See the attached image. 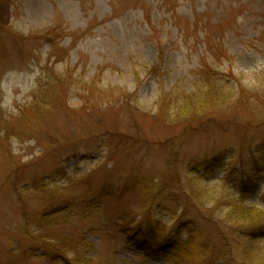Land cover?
<instances>
[{
	"label": "rangeland",
	"instance_id": "1",
	"mask_svg": "<svg viewBox=\"0 0 264 264\" xmlns=\"http://www.w3.org/2000/svg\"><path fill=\"white\" fill-rule=\"evenodd\" d=\"M155 26L165 58L151 78ZM53 29L49 42L39 39ZM222 49L227 60L209 63L236 89L227 106L203 126L158 123L160 98L205 91L198 56ZM40 81L49 108L29 110ZM231 149L227 174L196 181L207 203L191 208L175 196L196 225L191 252L176 263L254 264L264 255V238L248 256L224 241L232 221L222 219L238 197L232 174L255 163L262 176L243 205L264 212L261 0H0V264H170L126 247L121 229L146 210L179 225L168 204L156 206L167 197L160 186L185 183L190 162Z\"/></svg>",
	"mask_w": 264,
	"mask_h": 264
},
{
	"label": "trees",
	"instance_id": "2",
	"mask_svg": "<svg viewBox=\"0 0 264 264\" xmlns=\"http://www.w3.org/2000/svg\"><path fill=\"white\" fill-rule=\"evenodd\" d=\"M261 1L264 5V0ZM157 33V29L156 31H151L150 33L155 39L159 54L156 63L147 72V76H150L151 78H157L160 76L161 71L163 70L162 66L165 58V53L163 51L164 43L161 42ZM38 35L39 39H44L46 42H49L52 37H55L56 32L53 29L39 33ZM262 36L263 33L259 38ZM221 58L227 60L226 51L223 49L218 50L216 55H211L210 58H206L203 55L198 56L200 82L206 88L205 91H198L189 95L185 94L177 97V99L170 98L171 100H169L166 96L161 97L158 103L155 120L158 123L163 124L172 120L169 125L178 124L184 128L195 125L203 126V122L212 116L211 113L207 115L209 111L212 109L215 110L219 106L221 108L222 105V107L227 106L228 101L236 89L232 86L228 87L227 83H223L221 77L228 78L229 76L221 74L220 71L213 70L209 63V59L220 60ZM51 77L55 83L64 80L61 75H52ZM43 88L45 89L46 86H43L40 81L38 88L39 92L37 94L35 93L29 110L41 111L45 107L49 108L46 103L47 94L41 92ZM126 97L127 95L120 100L124 101L125 99L128 101L129 98ZM101 100L103 99L100 98L97 101ZM213 110L211 112H213ZM234 154L235 151L231 149L229 152L221 151L212 157L192 161L186 166L187 177L185 179V183L183 181L181 182L179 179L175 180L174 187L171 188V190H166L164 187L165 183L160 186L158 189V195H161V199L166 196L167 197L165 198L166 201L162 200L159 204L157 203V208L160 209L163 204H168L172 208L174 217L176 216L178 218V222H180V224L175 227L168 228L164 226L160 220L155 218L149 210H146L142 214L138 215L141 217L139 220H136V217H138L136 216L121 229V234L124 236L125 246L135 248L137 252L144 257L159 256L166 259L170 264H179V262L176 263V261L181 258L179 255L187 256V254L191 252L189 251L190 248L195 244L196 225L186 222V219L183 220L185 216L182 211L186 204L182 206V209H179V206L182 204L179 198L175 196H177V193L184 194L187 198V205L191 208L193 204L197 205V202L201 204L207 203L205 199L200 198L201 193L198 189L196 181L199 179L208 180L219 169L224 167L227 171L231 166L230 161L234 159ZM250 154L253 156L256 152L250 151ZM228 172L229 171L225 174ZM261 176L262 170H258V165L256 163L251 170H247L242 173L234 172L232 174L231 180H233V183L237 188L236 193L238 197L225 203V213L222 217L223 221H232L226 222L231 226V229L229 230L230 234H227L225 237L223 236V240L228 242V239L231 238L229 245L233 241L238 242L242 247V251L248 253L246 254L247 256L249 255L250 250L255 249L259 251V240L261 241V239L264 238V212L255 211L251 207L243 205L245 201H248L253 197L255 188L260 182L259 177ZM136 185H142L141 191L144 192L149 191L151 187L150 182H139ZM184 186H187L189 190H191V193L193 194L192 196L188 195V193L184 190ZM167 191L168 193H166ZM106 194L108 193L106 192ZM175 198L177 199L175 200ZM221 200L223 199L221 198ZM93 203L97 206V201H94ZM228 209L229 212L227 213ZM210 220H213L212 217ZM263 256L264 255L259 251V255L253 257L252 259L254 262L256 261L254 264H264ZM200 257L201 259H204V253H201ZM185 264H188V262ZM189 264L194 263L189 261ZM216 264H219V261H217Z\"/></svg>",
	"mask_w": 264,
	"mask_h": 264
}]
</instances>
